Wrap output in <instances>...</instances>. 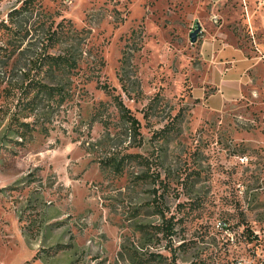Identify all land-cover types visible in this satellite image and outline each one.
<instances>
[{"label":"rangeland","instance_id":"obj_1","mask_svg":"<svg viewBox=\"0 0 264 264\" xmlns=\"http://www.w3.org/2000/svg\"><path fill=\"white\" fill-rule=\"evenodd\" d=\"M20 2L0 0V20ZM260 2L41 0L86 38L23 139L5 134L38 51L36 11L21 16L28 33L0 57V264H264V66L240 99L196 106L213 45L259 53Z\"/></svg>","mask_w":264,"mask_h":264},{"label":"trees","instance_id":"obj_2","mask_svg":"<svg viewBox=\"0 0 264 264\" xmlns=\"http://www.w3.org/2000/svg\"><path fill=\"white\" fill-rule=\"evenodd\" d=\"M20 5L10 9L6 14V19L0 20V57L6 56L5 52H12L19 47V42L28 33L27 30L22 31V23L25 22L21 17L25 12L37 15V34L38 51L33 60L30 61L28 72L24 73L27 83L21 88L22 97L17 100L15 110L9 117L5 134L12 133L25 138L27 134L34 130L31 121H23L22 119L34 115L39 101L44 97L48 99L57 98L63 95L61 88L51 85L53 80H60L68 73H72L77 65V50L80 41L86 38V30L77 28L73 22L65 17H61L58 21L54 15L41 6V0H20ZM42 18H40V16ZM44 17V18H43ZM75 41L69 46L67 42ZM65 43V46H63ZM57 50V51H55ZM124 56L123 59L124 60ZM33 71V75L30 73ZM49 81L51 84H46ZM119 81L123 83V75L119 74ZM1 84V82H0ZM102 90L112 97L115 108L120 117L129 125V128L136 131L139 126L138 120L130 114L129 109L123 103L121 97L112 94L108 87L102 86ZM7 89L0 85V97L7 96ZM24 98V99H22ZM152 102V101H151ZM150 102V103H151ZM161 135L166 134L165 130H161ZM110 161V159L108 160ZM114 167H118V162L112 160ZM166 233L171 234V225L167 223L165 226Z\"/></svg>","mask_w":264,"mask_h":264},{"label":"crops","instance_id":"obj_3","mask_svg":"<svg viewBox=\"0 0 264 264\" xmlns=\"http://www.w3.org/2000/svg\"><path fill=\"white\" fill-rule=\"evenodd\" d=\"M255 8L249 15V23L252 33L261 36L259 43L255 40L259 53H248L250 51L227 42L213 45L209 81L212 90L207 94L200 92L196 106L219 111L225 104L240 99L244 87L252 82L250 70L264 66V2Z\"/></svg>","mask_w":264,"mask_h":264},{"label":"water","instance_id":"obj_4","mask_svg":"<svg viewBox=\"0 0 264 264\" xmlns=\"http://www.w3.org/2000/svg\"><path fill=\"white\" fill-rule=\"evenodd\" d=\"M201 31V27L198 23H195V26L193 27V29L190 31L189 33V40L190 42H195L197 39L198 34Z\"/></svg>","mask_w":264,"mask_h":264},{"label":"built area","instance_id":"obj_5","mask_svg":"<svg viewBox=\"0 0 264 264\" xmlns=\"http://www.w3.org/2000/svg\"><path fill=\"white\" fill-rule=\"evenodd\" d=\"M218 225L223 228L225 226V222H219Z\"/></svg>","mask_w":264,"mask_h":264}]
</instances>
